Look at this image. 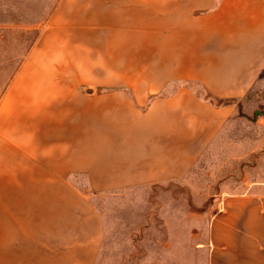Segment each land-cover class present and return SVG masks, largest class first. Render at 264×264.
<instances>
[{
  "label": "crops",
  "instance_id": "0c3cea01",
  "mask_svg": "<svg viewBox=\"0 0 264 264\" xmlns=\"http://www.w3.org/2000/svg\"><path fill=\"white\" fill-rule=\"evenodd\" d=\"M78 10L0 100V264H96L104 218L73 176L94 196L182 181L264 73V0ZM206 247L207 264H264V183L221 196Z\"/></svg>",
  "mask_w": 264,
  "mask_h": 264
},
{
  "label": "rangeland",
  "instance_id": "374dc122",
  "mask_svg": "<svg viewBox=\"0 0 264 264\" xmlns=\"http://www.w3.org/2000/svg\"><path fill=\"white\" fill-rule=\"evenodd\" d=\"M81 1L0 0V100L31 53L63 47L55 15L84 13ZM237 104L238 114L182 181L94 196L85 177L73 176L104 218L96 264H207V228L221 196L264 183V73Z\"/></svg>",
  "mask_w": 264,
  "mask_h": 264
}]
</instances>
